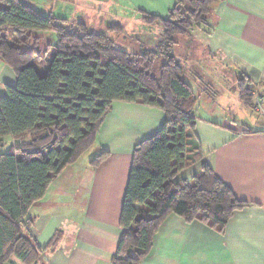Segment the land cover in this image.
<instances>
[{"label": "trees", "instance_id": "obj_1", "mask_svg": "<svg viewBox=\"0 0 264 264\" xmlns=\"http://www.w3.org/2000/svg\"><path fill=\"white\" fill-rule=\"evenodd\" d=\"M221 1L178 0L166 18L143 14L144 23L160 24L162 39L133 53L84 22L42 14L21 0H0V60L16 76L0 96V145L5 137L21 142L0 154V264L12 257L39 263L42 248L30 233L28 212L94 144L114 102L156 108L165 119L133 149L119 217L123 233L110 264H140L169 214L222 231L234 212L250 205L204 161L190 180L176 181L191 160L203 157L194 136L197 96L173 52L174 36L206 27L212 5ZM109 30L123 31L119 25ZM37 31L55 34L43 55ZM45 67L41 75L38 68ZM236 89L240 101L252 106L251 81L240 77ZM107 155L101 152L91 165Z\"/></svg>", "mask_w": 264, "mask_h": 264}, {"label": "crops", "instance_id": "obj_2", "mask_svg": "<svg viewBox=\"0 0 264 264\" xmlns=\"http://www.w3.org/2000/svg\"><path fill=\"white\" fill-rule=\"evenodd\" d=\"M21 1L39 10L36 4L42 3L45 10L69 19L63 15L70 5L65 0ZM177 1L124 0L134 13L142 10L161 18ZM195 29L206 57L193 60L185 70L196 86L194 136L203 159L191 160L176 181L190 180L204 161L250 205L234 212L222 231L169 214L140 264H264V0L214 3L208 25ZM203 62L208 70L202 68ZM231 72L236 85L242 76L252 83V107L260 118L251 123L225 112L229 100L215 99L223 90L225 74ZM15 83L14 72L0 60V96L6 85ZM202 83L215 94L212 106L222 111L202 106L205 92L198 87ZM164 119L161 110L139 103L112 104L94 142L107 157L81 169L76 168L79 158L69 164L28 212L33 219L30 233L42 248L38 264H110L123 233L119 217L133 149L156 133ZM5 264L24 263L12 257Z\"/></svg>", "mask_w": 264, "mask_h": 264}, {"label": "rangeland", "instance_id": "obj_3", "mask_svg": "<svg viewBox=\"0 0 264 264\" xmlns=\"http://www.w3.org/2000/svg\"><path fill=\"white\" fill-rule=\"evenodd\" d=\"M69 3L67 12L63 14L68 17L70 22H84L89 31L92 32H108L110 38L115 42L116 46L122 50L138 53L140 51V45H149L152 47L156 45L159 40L162 39L163 32L160 29L159 23H144L143 14H151L142 10L139 13H134L129 6L124 2V0H65ZM39 8H35L40 13L48 15L52 14L55 17H59L57 12L54 14L50 10H45L43 4H36ZM69 11V12H68ZM119 25L121 26V32L108 31L111 26ZM196 29L194 28L189 34L176 35L174 36L176 40V45L173 46V52L177 56V60L180 64L186 68H191L194 63L193 60L201 59V56L206 57V54H202V49L198 44V36ZM41 38L39 43V49L44 54V50L48 43H55V34L48 31H37L35 33ZM27 47H25L26 49ZM179 54L181 55L179 57ZM203 57V58H204ZM207 61V59H206ZM163 62L162 58H158L156 63L159 65ZM203 69L208 70V63H201ZM41 75L46 73L45 68H38ZM233 74H225L223 90L219 92L218 97L215 98L219 100L221 97L224 98V102L229 100L228 110L226 113H230L232 118L235 120H243L245 122H253L255 119L260 118V113L254 110L252 106H246L240 101L237 96L236 84L232 80ZM188 82L191 84L190 80ZM193 85V83L191 84ZM209 85L202 83L200 88L205 92V98L202 100L203 107L207 109L208 107L213 108L212 110L222 111V109L212 106V99L214 98L213 93H209L206 89ZM193 88L196 86L193 85ZM216 87V86H215ZM217 88V87H216ZM196 89V88H195ZM21 142L19 140L14 141L10 137H5L3 143L0 145V154L7 153L12 146H19ZM102 150L100 145L95 143L86 153L82 154L76 162V168H83L86 163L93 160L97 155L100 154Z\"/></svg>", "mask_w": 264, "mask_h": 264}]
</instances>
